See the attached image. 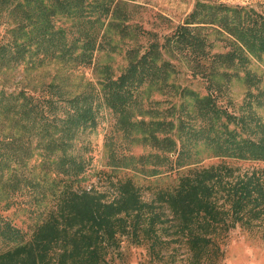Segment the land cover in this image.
Wrapping results in <instances>:
<instances>
[{
	"label": "rangeland",
	"instance_id": "1",
	"mask_svg": "<svg viewBox=\"0 0 264 264\" xmlns=\"http://www.w3.org/2000/svg\"><path fill=\"white\" fill-rule=\"evenodd\" d=\"M66 1L75 4L0 0V230L8 225L29 239L68 183L111 201L117 183L131 180L143 200L151 201L194 168L224 163L241 172L264 171V161L249 157L246 146L264 137L255 127L264 125V54L252 58L235 40L243 27L264 19V0H80L81 11L68 17L60 15ZM47 20L49 31L62 30L56 36L67 45L79 39L81 47L80 35L89 31L101 43L91 61L77 66L41 54L39 62L50 35L42 33ZM191 38L198 47L189 46ZM154 43L159 53L151 64L153 81L112 108L106 74L117 79ZM20 46L30 51L16 54ZM242 54L249 62H238ZM204 71L210 81L200 78ZM247 73L252 80L245 79ZM184 89L199 99L211 96L216 113H204ZM73 100L90 107L91 119L71 126L68 137L62 129ZM64 155L83 162L80 175H63ZM161 239L166 244L154 247L122 237L108 263L189 264L187 247ZM13 245L0 234V251ZM221 248L217 264H264L263 228L238 226Z\"/></svg>",
	"mask_w": 264,
	"mask_h": 264
},
{
	"label": "trees",
	"instance_id": "2",
	"mask_svg": "<svg viewBox=\"0 0 264 264\" xmlns=\"http://www.w3.org/2000/svg\"><path fill=\"white\" fill-rule=\"evenodd\" d=\"M79 1L75 0V4L67 1L60 4V15L68 17L71 11L79 13ZM47 21L42 33L50 35L40 50L42 52L39 51L36 56L39 62H42L39 58L42 54L43 59L53 57L65 63L83 66L91 61L93 52L99 50L101 43H97L96 38L91 39L89 31L80 35L84 38L81 47L76 46L81 42L79 39L67 45L62 37L60 39L56 36L62 30L49 31L53 25L50 20ZM189 40V46H199L198 39ZM235 40L240 44L241 51L252 58L261 59L264 54V19L258 25L253 22L243 27L240 34L235 35ZM33 44L37 45V42ZM49 48L50 51L45 54L44 50ZM78 48L81 52L75 55ZM29 51L20 46L16 54ZM158 53L154 43L136 63H130L126 72L117 79H111L106 74L104 85L110 90L112 103L109 105L112 108H119L146 81H153L149 79L151 64L158 59ZM237 57L238 62H249L244 54ZM24 59L22 57L21 61ZM202 59V56H198V60ZM166 72L163 69L161 74L167 75ZM211 77L205 71L200 73V78L206 81H210ZM252 78L251 74L245 75L247 80ZM184 92L200 103L204 113H216L211 109V96L199 99L187 89ZM76 102L73 100L69 122L62 129L68 137L74 133L71 126L85 125L91 119L90 107H80ZM233 120L241 122L240 119ZM255 127L261 135L264 125L256 122ZM259 142H264L263 135L258 142L246 141L250 146L246 145L250 154L248 156L264 161V147ZM63 162V175L68 180L83 172V162L65 155ZM68 185L57 196L55 209L35 226L29 239L26 240L24 233L8 225L0 230L1 236L9 244H14L0 251V264H109L107 257L120 247L122 237H127L135 245L150 242L151 246L158 247L166 244L161 235L169 238L167 242L182 243L187 247L191 253L189 264H217L223 255L221 247L224 239L236 227L249 230L263 228L264 238L263 170L241 172L224 163L194 168L179 179L173 190L158 192L151 201L143 200L131 180L117 183V194L111 201L95 190H75ZM164 208L171 217L164 214Z\"/></svg>",
	"mask_w": 264,
	"mask_h": 264
}]
</instances>
